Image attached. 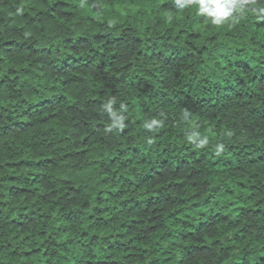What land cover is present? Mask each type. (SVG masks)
Masks as SVG:
<instances>
[{"label":"trees","instance_id":"obj_1","mask_svg":"<svg viewBox=\"0 0 264 264\" xmlns=\"http://www.w3.org/2000/svg\"><path fill=\"white\" fill-rule=\"evenodd\" d=\"M0 264H264V0H0Z\"/></svg>","mask_w":264,"mask_h":264}]
</instances>
